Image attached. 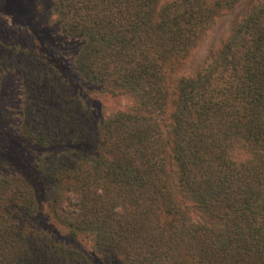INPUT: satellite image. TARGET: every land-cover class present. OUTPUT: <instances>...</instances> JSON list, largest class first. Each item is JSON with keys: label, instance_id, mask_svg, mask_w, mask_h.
I'll use <instances>...</instances> for the list:
<instances>
[{"label": "trees", "instance_id": "16d2710c", "mask_svg": "<svg viewBox=\"0 0 264 264\" xmlns=\"http://www.w3.org/2000/svg\"><path fill=\"white\" fill-rule=\"evenodd\" d=\"M241 2L52 0L82 78L137 101L99 124L45 52L0 43V87L22 72L21 129L46 150L36 170L48 218L91 238L102 260L40 228L31 185L6 177L0 264H264V1L170 91L218 11Z\"/></svg>", "mask_w": 264, "mask_h": 264}, {"label": "rangeland", "instance_id": "374dc122", "mask_svg": "<svg viewBox=\"0 0 264 264\" xmlns=\"http://www.w3.org/2000/svg\"><path fill=\"white\" fill-rule=\"evenodd\" d=\"M51 1L0 0V43L17 49L32 48L37 53L45 52L48 59L68 77L72 95L93 111L95 117L93 124H99L103 119L117 112L136 111L138 104L131 94L125 92L113 94L82 78L74 64L80 44L68 40L59 32L56 16L51 11ZM171 1L160 0V4ZM260 1L262 0H242L233 9L225 8L218 11L203 36L171 73V93L177 79L194 77L207 67L231 35L235 25L246 15L252 4ZM21 82L22 72L14 70L0 87V179L19 177L29 182L39 207L43 209L38 216V226L57 241L79 247L101 262L91 238L80 236L75 239L69 234L68 228L56 221L52 214L51 218H48L50 197L36 170L37 161L46 150L26 136L21 129L23 105ZM173 100L174 97L171 96L169 104L173 103ZM171 109L170 105L168 111L159 116L162 124H169L167 119ZM94 144L95 142L84 145L88 150H92ZM191 204L189 207L192 208ZM111 264L119 263L113 261Z\"/></svg>", "mask_w": 264, "mask_h": 264}]
</instances>
